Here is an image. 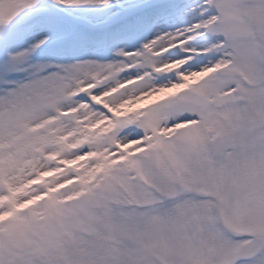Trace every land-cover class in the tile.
Wrapping results in <instances>:
<instances>
[{
    "label": "snow or ice",
    "instance_id": "snow-or-ice-1",
    "mask_svg": "<svg viewBox=\"0 0 264 264\" xmlns=\"http://www.w3.org/2000/svg\"><path fill=\"white\" fill-rule=\"evenodd\" d=\"M0 264H264V0H0Z\"/></svg>",
    "mask_w": 264,
    "mask_h": 264
}]
</instances>
